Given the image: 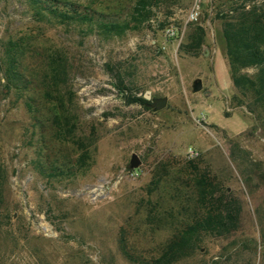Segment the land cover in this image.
Masks as SVG:
<instances>
[{
  "label": "rangeland",
  "instance_id": "obj_1",
  "mask_svg": "<svg viewBox=\"0 0 264 264\" xmlns=\"http://www.w3.org/2000/svg\"><path fill=\"white\" fill-rule=\"evenodd\" d=\"M69 2L129 29L0 0V264H160L205 212L201 176L236 227L190 235L170 264H264V109L234 86L222 33L264 0Z\"/></svg>",
  "mask_w": 264,
  "mask_h": 264
},
{
  "label": "trees",
  "instance_id": "obj_2",
  "mask_svg": "<svg viewBox=\"0 0 264 264\" xmlns=\"http://www.w3.org/2000/svg\"><path fill=\"white\" fill-rule=\"evenodd\" d=\"M32 6L34 14L37 16L47 13L56 19L65 22H74L86 26H94L101 29L106 35H122L129 29V20L116 18L118 13L108 14L96 12L89 7L69 2V0H27ZM253 2L254 0H246ZM146 0H138L134 10L145 8ZM223 37L226 43V55L231 70L232 81L240 94L253 101L254 106L264 109V9L257 5L249 9L244 5L233 8L230 13L223 18ZM200 38L196 45H200ZM247 69H254L253 75L244 73ZM15 75V73H14ZM16 76V75H15ZM143 103L147 100L141 99ZM30 107V104H29ZM58 119V117L56 118ZM198 190V205L205 211L200 214L199 210L193 212V223L180 232L182 237H175L167 250L159 260L160 264H170L177 258V252L184 246H188L190 235L204 231L225 230L228 232L236 227L235 211H216L217 207L210 205L209 200L213 197V189L205 176H201ZM1 198V194H0ZM234 214V215H233Z\"/></svg>",
  "mask_w": 264,
  "mask_h": 264
},
{
  "label": "water",
  "instance_id": "obj_3",
  "mask_svg": "<svg viewBox=\"0 0 264 264\" xmlns=\"http://www.w3.org/2000/svg\"><path fill=\"white\" fill-rule=\"evenodd\" d=\"M202 87H203V85H202L201 80H197L193 84V90L196 93L200 92L202 90ZM144 99L145 100L151 99V92L150 91H147L144 94ZM166 105H167V100H165V99L156 100V102H155V106L158 109H163L166 107ZM140 165H141V159L138 157V155L133 154L131 157V160H130V168L133 170H136Z\"/></svg>",
  "mask_w": 264,
  "mask_h": 264
},
{
  "label": "built area",
  "instance_id": "obj_4",
  "mask_svg": "<svg viewBox=\"0 0 264 264\" xmlns=\"http://www.w3.org/2000/svg\"><path fill=\"white\" fill-rule=\"evenodd\" d=\"M200 7L197 5L193 8V10L190 13L189 20L196 21L199 17V11Z\"/></svg>",
  "mask_w": 264,
  "mask_h": 264
}]
</instances>
